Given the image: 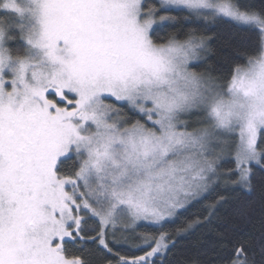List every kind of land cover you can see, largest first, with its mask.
I'll return each instance as SVG.
<instances>
[{"label":"snow or ice","instance_id":"6c2138e0","mask_svg":"<svg viewBox=\"0 0 264 264\" xmlns=\"http://www.w3.org/2000/svg\"><path fill=\"white\" fill-rule=\"evenodd\" d=\"M0 264H264V0H0Z\"/></svg>","mask_w":264,"mask_h":264},{"label":"trees","instance_id":"16d2710c","mask_svg":"<svg viewBox=\"0 0 264 264\" xmlns=\"http://www.w3.org/2000/svg\"><path fill=\"white\" fill-rule=\"evenodd\" d=\"M236 39L238 40L239 38L237 37ZM192 211H195V209H193ZM144 230H149V229L145 228Z\"/></svg>","mask_w":264,"mask_h":264}]
</instances>
